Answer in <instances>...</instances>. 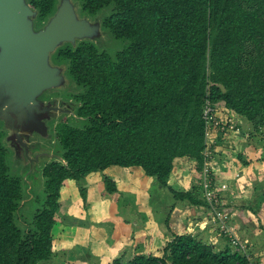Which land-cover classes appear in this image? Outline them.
Masks as SVG:
<instances>
[{"label":"trees","instance_id":"1","mask_svg":"<svg viewBox=\"0 0 264 264\" xmlns=\"http://www.w3.org/2000/svg\"><path fill=\"white\" fill-rule=\"evenodd\" d=\"M75 1L88 17L107 11L103 30L126 44L114 55L90 41L65 43L52 54L77 89L73 117L85 124L54 127L61 159L42 168L43 191L28 227L16 221L28 186L10 173L0 130V264L52 260L64 182L78 183L109 167H138L176 202L208 210L200 179L187 191L168 185L177 160L195 162L197 173L202 169L206 98L239 117L252 134L264 128V0ZM57 3L29 0L36 25L48 21ZM236 128L243 129L239 121ZM102 183L107 194L117 191L109 177ZM79 195L86 206L85 190ZM167 232L171 240L161 255L110 264H249L218 232L221 248L198 234H171L168 226Z\"/></svg>","mask_w":264,"mask_h":264},{"label":"crops","instance_id":"2","mask_svg":"<svg viewBox=\"0 0 264 264\" xmlns=\"http://www.w3.org/2000/svg\"><path fill=\"white\" fill-rule=\"evenodd\" d=\"M229 114L232 113L229 112ZM235 118L236 121L242 124L243 129H240L239 134L220 136L217 144L218 151L221 153L222 160L224 161V167L221 168L223 174L222 180L228 181L231 190L236 186V181L238 185L237 189L232 191L233 196L231 200L226 201V204L229 206L228 210L230 211L228 213L230 217L233 213L232 210L236 208V204L235 207L233 206V199L235 201H250V204L254 201L255 206L258 207L257 209H260L254 231L253 228L249 227V233L242 232L241 230L246 228L247 225H236L232 217L231 224L235 232L238 230L240 234L244 235L242 238L245 239L246 235L252 236V242L249 240L251 249L253 252L255 251L254 253L261 260V253L256 248L254 241H259L258 235L262 232L261 230H264V200H261V198L264 199V194H262L264 193L262 192L264 191V176L261 174L257 175V171L253 169H248L251 163L249 160H244V158L248 156L247 154H254V148L251 145L247 146L248 137L246 138L244 133L252 136L251 132L253 129L246 123L244 124L239 117ZM244 125H246L245 129ZM263 130L264 128L253 135L259 134ZM226 147H235V152L238 154H232V157L228 153L229 151L226 152ZM253 166L252 164L250 167L253 168ZM107 169L103 173H97L96 176L94 174L89 175L78 183L71 180L64 182L61 189L60 204L66 203V205L76 207L77 204L82 202L84 205L80 195L77 193L78 187L81 185V189L85 190V203L88 206L85 214L77 215L78 218L75 217L74 212L60 211L64 216L63 222L62 224H57L52 231L55 258L62 254L61 256L65 259L66 263H80V260L88 254L90 247H88L89 244L86 242L89 239H96L97 241L95 245L97 249L95 253L96 257L92 260L98 258L102 262H106L108 259L112 260L119 257L129 260L136 255H147L144 251L148 247L153 246L154 250L158 245L163 246L164 243L166 245L171 240L170 234H166L167 236L164 235L163 239H160V236L155 233V230H158V228L154 230L153 225L147 224V222L151 223V219L154 220V216H163L164 213L169 217L171 234H185L194 226L198 230L195 235L198 234L204 240L206 239V242L211 243L215 248H221L225 245V241L221 240L216 231L208 226L204 228V223L210 219V213L206 208L176 202L162 188L158 187L154 178L145 176L143 171L138 167H118V170H111L110 172H107ZM250 174L260 178V181L252 189L247 184L251 180ZM106 176L114 179L117 191L112 194H97L96 191L99 189L103 177ZM195 179H199V175L195 169V162L180 159L174 164V169L168 179V185L174 190L187 191L196 183L197 180ZM67 187L74 189L75 194L72 197L64 196V191L65 189L67 190ZM250 190L252 192H250L251 195L246 197V193ZM178 203L180 204L178 205ZM190 209L198 210L201 215L196 217L190 216L188 218ZM174 217L176 219L181 217L182 220L176 224L173 221ZM263 240L264 234L260 242L264 243ZM54 257L50 261L59 262L58 257L56 259ZM60 263L66 264L63 261Z\"/></svg>","mask_w":264,"mask_h":264},{"label":"rangeland","instance_id":"3","mask_svg":"<svg viewBox=\"0 0 264 264\" xmlns=\"http://www.w3.org/2000/svg\"><path fill=\"white\" fill-rule=\"evenodd\" d=\"M68 2L71 6H73V10L75 12L76 18L78 20L86 19L88 21V23L92 26V29L94 30L93 32L95 33V37L87 38V39H85L86 41L93 42L98 47V49L105 51L111 55H114L115 52L121 50L125 46V44H126L125 42H123L121 40H114L106 31L103 30L102 19L104 16L107 15V11H103L94 17H88L86 15H83L80 12L79 4L75 0H69ZM27 5H30L29 0H27ZM33 23H34L35 29H40L42 26H44L46 24V22H45L41 26L36 25V20H34ZM78 42H80V41L75 40L74 45H72L71 43H69V44L72 46H75ZM50 61H51L52 65L62 67V72L60 73V75L65 79L66 84L64 86L57 87L56 89H52L51 91H47L40 98V100L42 102H45V103L51 102L53 105L61 107L60 109L62 110V112H60V110H59L58 113L54 114V116L52 115L50 118L45 119L44 120V130L40 126H38V127L33 126L31 129L20 128L17 130V132H20L21 136H23V137L27 136V137H25L27 139L25 140V138H24L23 140H25V144H26L25 147H27V152H28V150H30L29 151L30 153H27L28 158L31 162H32V159H34L36 161L35 164H33L31 166V168L28 167V162L23 163V161L20 160L19 151L16 152V149H15L16 145L14 143H12L10 141V139H8V136L11 132L7 127L4 126V122L0 120V130L3 131L5 134V136L3 138V144L8 150V166L10 168V173L14 176H18L21 179H23L25 184L28 186V188H26V191L24 194L23 205L21 206V208L17 214V219H16L18 225L23 226V227L30 226V223H31V220L33 217V213L38 206V204L35 202V199L38 196H40L41 192L43 191V179L41 177L42 168L44 167L45 164H47L49 162H52L54 160L58 161L61 159L60 153H59L60 148L58 146V141H57V138L55 136L54 127L56 126V124L63 123V122H65V123H67L73 127H78V128L82 127L85 124V121L78 120V119L73 117L74 116L73 112H74V108H75V103L72 100L71 95L75 94L77 92V89L66 76V66L64 64H62V65L54 64L51 59H50ZM243 123L245 124V122H243ZM245 128H246V125H244V129ZM244 135H246V138L248 137L247 138V141H248L247 146L251 145L254 148V151H253L254 154H252V155L247 154L248 156H245V158H244V160H249L251 163L248 166V169L249 170L253 169V170L257 171L256 172L257 175L261 174L264 176V130L262 132H260L259 134H256V135L252 134V136H250V134L247 135L245 133H244ZM235 151H236L235 147H226V152L230 153V155L232 157H233V155L238 154ZM25 154L26 153H24V155ZM234 158H236V157H234ZM252 164L254 165L253 168L250 167ZM28 168H29V170H28ZM111 170H118V167H110L107 169V172H110ZM94 175L96 176L97 173H95ZM250 178H251L250 183L247 182V184H248V186L250 185V188L252 189V187L256 183H258V181H260V178L256 177V175L254 176L253 174H250ZM110 179L114 180L113 178H110ZM195 180H197V179H195ZM235 184H236V186L232 188V191L237 189V186H238L237 181ZM79 189H81V185H79V187H78V191H77L78 195H79ZM64 192H65L64 196L72 197L75 194L74 189L71 187L70 188L67 187V190L65 189ZM250 192H251V190L246 193V197H249L251 195L252 192L251 193ZM262 192H264V191H262ZM96 193L97 194L98 193H106L104 183L101 182L100 187L96 191ZM234 194H235V192H234ZM262 194H264V193H262ZM233 200H234V204H233L234 207L236 204V208H235V210L234 209L232 210L233 213L231 215L233 222L236 225L237 224L238 225L244 224V226H245V224H246L247 225L246 228L241 230L244 233L250 232L249 227L253 228V231H254L255 230L254 228H255L257 220H258V214H259L260 209L259 210L257 209L258 207L255 206L254 201H252V203L250 204V201L244 202V201H240V200L235 201V199H233ZM261 200H264V199L261 198ZM226 201H230V200H226ZM226 201H225V204H226ZM255 201H256V199H255ZM179 204L180 203H178V205ZM87 206L88 205H86V206L83 205L82 202L80 204L76 205L77 208L69 206L68 204L66 205V203H62V204H60V211L61 212H74L75 217H77V215L80 216L82 214H85V210H87ZM69 207H71V208H69ZM230 208H231V206H230ZM227 211H230V210H227ZM188 213H189L188 218L190 216L196 217V216L201 215V213L196 209H190V211ZM181 220H182L181 217H178L177 219H176V217H174V219H173L174 223H176V224L178 222H180ZM147 224H149L151 226L153 225L152 227L154 228V230L158 228V230H155V233L158 236H160L159 237L160 239H163V236L166 234L169 235V233L167 232V226L169 227V217L166 213H164L163 216L162 215L154 216V220L151 219V223L147 222ZM235 224H234V226H235ZM162 231H163V234H162ZM261 231L262 232H260V235H258L259 241L254 239L256 241V242L254 241V243H255L256 248H258V250L262 254V256L260 254L261 260L260 259L259 260L262 264H264V243L260 242L263 239L264 233H263V230H261ZM236 233H237L239 238H242L244 236V235L240 234V232L238 230L236 231ZM242 239H244V238H242ZM245 239L248 241L250 240L251 242L253 240L252 236H250V235H246ZM86 243L87 244L91 243L92 250L90 251V255L87 254L86 256H84L80 260L81 261L80 263H75V264H110V262L112 261L111 259L110 260L108 259L106 262H102L98 258L96 260H92L93 258L96 257V254H95L97 251L96 246H95L97 243L96 239L95 240L89 239V240H87ZM155 243H156V241H155ZM164 247H165V243L163 244V246L158 245L157 248H155L154 250H153V246H150L144 252H146L147 255L148 254L161 255ZM214 248H215V246H214ZM61 255L56 256V258L58 257V259H59V262H57V263L50 261V262H45V263H41V264H61L60 262H62V261L64 263H66L65 259ZM66 264H69V263H66Z\"/></svg>","mask_w":264,"mask_h":264},{"label":"water","instance_id":"4","mask_svg":"<svg viewBox=\"0 0 264 264\" xmlns=\"http://www.w3.org/2000/svg\"><path fill=\"white\" fill-rule=\"evenodd\" d=\"M68 1L58 0L55 13L35 29L37 12L27 0H0V120L10 130L8 139L16 152L23 149L27 154V136L18 129L44 130V120L62 112L40 100L47 91L66 84L62 67L51 64L52 54L65 43L95 37L92 26L76 18Z\"/></svg>","mask_w":264,"mask_h":264},{"label":"built area","instance_id":"5","mask_svg":"<svg viewBox=\"0 0 264 264\" xmlns=\"http://www.w3.org/2000/svg\"><path fill=\"white\" fill-rule=\"evenodd\" d=\"M202 120L205 148L202 152V169L198 175L202 196L210 213V219L204 223V228L211 227L223 236L232 253L241 254L249 264H258L257 255L250 249V242L238 237L225 208V201L231 200L233 192L228 181L222 180L221 168L224 167V161L217 148L220 136L239 134L241 130L236 128L237 121L234 115L218 110L208 98L204 100L202 106ZM197 231L192 226L187 234L194 236Z\"/></svg>","mask_w":264,"mask_h":264},{"label":"flooded vegetation","instance_id":"6","mask_svg":"<svg viewBox=\"0 0 264 264\" xmlns=\"http://www.w3.org/2000/svg\"><path fill=\"white\" fill-rule=\"evenodd\" d=\"M33 148H34V147H33ZM18 151H19V157H20V160H22L23 163H24V162H28V167L31 168V166H32L33 164H35L36 161H35L34 159H32V162H31V161L29 160V158H28V155H27V154L24 155L25 151H24L23 149H19ZM29 151H30V150H28L27 153H30ZM34 154H35V153H34ZM28 170H29V168H28Z\"/></svg>","mask_w":264,"mask_h":264}]
</instances>
